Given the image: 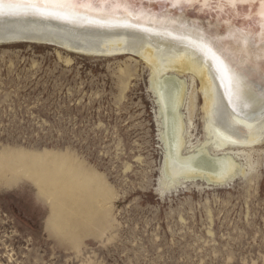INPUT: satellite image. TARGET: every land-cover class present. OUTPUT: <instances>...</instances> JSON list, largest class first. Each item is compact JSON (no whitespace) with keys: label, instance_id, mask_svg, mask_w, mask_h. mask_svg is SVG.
<instances>
[{"label":"rangeland","instance_id":"obj_1","mask_svg":"<svg viewBox=\"0 0 264 264\" xmlns=\"http://www.w3.org/2000/svg\"><path fill=\"white\" fill-rule=\"evenodd\" d=\"M179 75L186 153L207 134L201 83ZM150 79L132 54L0 45V264H264V142L207 145L238 163L228 182L166 177ZM44 156L48 175L88 172L86 193L34 171Z\"/></svg>","mask_w":264,"mask_h":264},{"label":"bare ground","instance_id":"obj_2","mask_svg":"<svg viewBox=\"0 0 264 264\" xmlns=\"http://www.w3.org/2000/svg\"><path fill=\"white\" fill-rule=\"evenodd\" d=\"M8 2L0 5V45L29 42L84 55L132 54L146 62L163 124L166 177L205 174L211 183L228 182L238 163L228 152L210 153L207 145L225 149L264 142L261 0H237L235 5L213 0H34L35 7L14 10ZM180 73L201 83L207 134L196 150L186 153L180 112L186 85ZM169 120L171 138L164 127ZM49 162L37 157L33 170L47 173ZM53 164L47 179L64 188L60 192L71 197L86 193L92 182L88 172L65 161Z\"/></svg>","mask_w":264,"mask_h":264},{"label":"snow or ice","instance_id":"obj_3","mask_svg":"<svg viewBox=\"0 0 264 264\" xmlns=\"http://www.w3.org/2000/svg\"><path fill=\"white\" fill-rule=\"evenodd\" d=\"M187 2H191V0H187ZM204 2L207 4L208 0H204ZM213 2L216 3H228V4H232L235 5V3H237V0H213ZM4 4V0H0V5ZM21 6H32L35 7V2L34 0H9L8 2V9L9 10H14L17 8H20ZM60 6H64V5H60ZM261 16L264 17V0H261Z\"/></svg>","mask_w":264,"mask_h":264},{"label":"water","instance_id":"obj_4","mask_svg":"<svg viewBox=\"0 0 264 264\" xmlns=\"http://www.w3.org/2000/svg\"><path fill=\"white\" fill-rule=\"evenodd\" d=\"M148 91L153 95V97H154V94L152 93V91L150 90V88H148ZM154 102H155V105H157V100L156 99H154ZM162 103H163V101H162ZM165 104V103H164ZM166 109V108H165ZM167 110V109H166ZM169 125H170V120L169 121H165L164 122V127L167 129V128H169ZM169 130L170 131H168L170 134H169V137L171 138V135H172V127H171V129L169 128Z\"/></svg>","mask_w":264,"mask_h":264}]
</instances>
